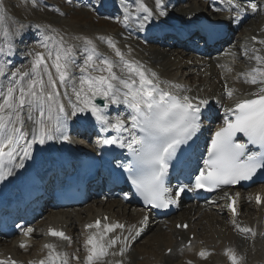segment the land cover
<instances>
[{"label":"snow or ice","instance_id":"obj_1","mask_svg":"<svg viewBox=\"0 0 264 264\" xmlns=\"http://www.w3.org/2000/svg\"><path fill=\"white\" fill-rule=\"evenodd\" d=\"M215 3L213 0V10L220 12ZM219 3L229 12V24L239 25L248 14L264 13V0ZM154 5L155 10L145 0H121L122 19H116L127 27L130 18L136 17L140 30H144L154 19L168 15L165 0H154ZM22 6L26 11L39 9L40 0H24ZM53 11L66 15L59 8ZM95 39L106 43L114 55L100 52L94 38L67 33L51 23L15 18L0 0V181L13 176L14 168L25 167L33 144L68 141L67 122L80 114L90 115L100 133H115L101 137L96 144L127 150L131 159L117 166L127 173L149 210L177 205L185 192L240 185L264 172V35H253L241 46L240 55L249 67L236 79L255 86L254 92L246 94L251 98H237L227 107L221 105L223 122L211 135L203 167L191 183H178L175 189L166 183L169 170L182 146L200 133L210 99L190 95L191 89L185 85L162 79L157 71L132 57L130 48L127 53L122 51L113 37L100 35ZM234 48L230 45L222 55L235 59ZM18 59L23 62L17 65ZM224 88L229 100L239 91L227 82ZM113 108L114 115L110 114ZM240 197L239 192H224L230 222L241 236L254 238L257 232L238 222ZM124 198L128 199L127 193ZM247 199L264 204V192L250 194ZM148 222V215L138 221L139 227L107 216L97 218L84 225L89 231L83 258L58 251L56 244L48 243L44 245L47 255L29 264H71L72 260L80 264H125L130 242L145 231ZM176 227L188 229L189 225ZM22 231L30 236L35 230L27 227ZM47 235L72 242L69 235L54 227L48 228ZM197 254L206 257L209 252L201 249ZM225 254L230 264H243L245 259L232 247L226 248ZM116 256L120 259L113 262L111 258ZM0 264L21 262L6 257Z\"/></svg>","mask_w":264,"mask_h":264},{"label":"bare ground","instance_id":"obj_2","mask_svg":"<svg viewBox=\"0 0 264 264\" xmlns=\"http://www.w3.org/2000/svg\"><path fill=\"white\" fill-rule=\"evenodd\" d=\"M175 2H182V0L181 1L180 0H165L167 7H174ZM145 3H147L146 0H145ZM198 3L199 5H203V3L201 2H198ZM102 4L103 5L104 4L113 5L114 9L112 10L122 9L120 8L121 0H105L104 3ZM189 5L191 6L188 9L181 8L180 9L181 11H178V9L176 11H173L175 12V14H171V11L169 10L168 12V9H167L168 15L166 16V18L161 17L160 20L154 19L152 22H150L149 24L145 26L144 30H140L138 26V23H139L138 20L136 19V17H132L130 18L131 23L128 24L127 27L124 25L125 29H124L123 36L130 37L131 39L137 38V42L138 41L140 42V39H144L148 42L154 43L156 40L154 39L155 37L153 36H156V39H157V37H159L160 34H163L164 36L170 39L169 44L163 43L165 44V46L167 45L171 46L172 44H173L172 46L178 45L177 43H181V41H179L176 37L177 32L179 30L175 29L172 26L173 24H176L177 22L183 24L182 22H185V24H187L188 30L195 29V28L200 27L199 21L202 18L207 19L209 15V12L207 13L204 12L202 7L197 6L196 4H189ZM115 6H118L119 8ZM148 6L155 10V5L148 4ZM199 9H201V11ZM132 10L134 11V8ZM260 14L261 15H259L258 13L253 14L252 15L253 18L251 17L252 21L249 20L250 21L249 22L248 20H245L242 23V25L244 26L246 24L248 25L247 22L249 23L253 22L250 25H248L249 28H248L247 33L245 32L244 34L240 35V37H238V41H237L238 43L236 42L234 43L230 41L227 43L225 48L216 49L214 47L212 48V55L208 57L210 59L203 58L202 61H201V58L198 59L199 55H196V53H192L194 51L189 46L183 47L182 50L177 49V51H175L174 57L172 53H169L164 50L163 52L161 51V53H157L155 50H151V49L145 50L144 52H142L141 48L138 47L137 43L136 42L134 43L130 40H129L130 43L128 44V46L130 47L131 50L136 51L137 54L141 56V58H144L142 59L143 63L148 62L147 66H153L156 69V71L160 74L162 79H166L170 81H174L173 79L178 76V72L182 71L186 67V65H189V62L190 64H196L194 66H198V65L202 66L201 62L203 63L205 61L206 63L205 66L207 67L205 69L207 70L208 73H210V77H221L222 73L220 72V70L223 69V72L225 71L224 75H226V77H222L223 79L221 78L218 84L212 90L207 91V88H205L204 92H202L204 88L203 86L195 87L193 89L190 87H187L191 89V92L194 95L209 98L210 102H212V105H214V103L216 102L220 103L221 101L220 99L217 100L215 97L217 96L224 97V95H226L225 88H224L225 82L228 83L229 87H234L236 89H237L236 86L239 85L238 86L239 91L234 96L242 94L246 91H249L255 88V86H250L244 83L243 79H236V76L238 73L246 71L247 68L249 67L247 60L242 55H240V53L242 52L241 46L247 44L249 38L253 35H257V36L264 35V32L261 31L262 29H264V13H260ZM168 17L170 19H167ZM225 19L227 20V18ZM154 24H159L160 26L159 30L151 29V26H153ZM242 25L240 26V29L242 28ZM128 28H130V30H128ZM114 34L118 36L120 35L119 33H114ZM127 43H128V40H127ZM230 45L235 46V48L233 49V51L237 53V57L235 59L231 56L222 55L224 50L228 49ZM188 51H190V53ZM191 54H193V57L197 56L198 57L197 60H194L193 57H190ZM189 57L194 61H189L190 60ZM220 65H224L225 67L222 68L220 67ZM228 68H231L233 70L232 73L227 70ZM187 78H188V75H187ZM229 78H232V81H229ZM174 82H178V81H174ZM223 101L224 102H222L221 105L228 103V100L227 101L223 100ZM222 108L223 107L220 106V109ZM212 110L215 112L214 106ZM76 117H80L83 120L84 124H87L86 117L91 118V116L88 114H82V115L80 114ZM76 117H71V119L76 120ZM75 129L76 130L80 129V127L76 125ZM70 141L71 143H73L72 140H69V142ZM63 145L64 144H61L59 140H53V141L47 142V146L45 150H42L40 145H39V150H38L35 144H33L31 148V158L25 161L24 168H14L13 169V176H11V178L16 175L18 176L10 180L8 179L5 180L7 185H11V187H13V184L18 183L21 179H23L24 174L26 172L29 174V176H32V173H36L37 171H39L43 173V176H45L44 173L54 167L53 162L55 158L59 156L60 153L64 152L65 150L66 151H71V150L76 151L77 149H81V147H79L80 145L78 144H75V145L70 144L69 146L67 145L68 148H64ZM46 184L48 183H45V185ZM226 192L233 193V194L236 192H239L241 194L240 202H239V217L240 216L246 217L245 222L243 221L244 223L241 222V224L244 226H249L257 232V235L254 238L253 237L245 238L241 236L236 230H234L229 218H228L229 221L228 222L226 221V223L228 224H226V226L224 225V227H226L225 228L226 230L224 229L219 230L220 229L219 227H217L218 229L214 227L215 225L220 226V223L223 222L222 218L221 217L219 218L217 214L219 211L223 210L221 211L223 214L229 213L230 215L229 217L231 218L230 210H228L225 207L226 199L223 198L224 193H218V195H211L203 201H190L186 205H184L183 203L181 212H178V214L176 215L177 218L174 221L167 218V219H163L162 221H158L156 223H154L151 220L152 218H150L151 217L150 212L144 211L143 209L139 207L128 206L125 203H123V201L121 200L115 199L111 201L113 197H111L110 200L109 199L104 200V195H103L102 197H98L96 200L94 199V201H91L89 203V208L86 209L87 211H86L85 216L84 215L82 216V214H85L84 213L85 210L82 211L85 207L81 210L80 208H78L77 210L64 209L59 212L51 209L49 211L50 219L49 220L45 219L40 224L37 225V229L34 235L40 236L41 240H40L39 245L37 244V246H35V244H31L34 240V238H32L30 239L31 240L30 244H28L25 248H21L20 242H19L20 237L16 236V241H13L11 243H5V242L0 243V257L6 258L8 257L9 253H12L13 257H16L18 261L21 262V264H29L30 261L38 262L41 258L47 255L48 249H46L44 245L46 242H49V243L56 244L58 251L75 253V255L78 257H79L78 248H80V250H82V252H80L81 253L80 257L83 258L86 255V251L83 246L84 240L86 239L87 233L89 231L88 229L84 228V225L94 222V220L97 217L108 216L112 221H119V222L124 223L125 225H136L138 227L139 226L138 221L142 219L144 215H148L149 216L148 225L145 231L138 238L141 239L142 236H145L152 229H155L157 225L160 226V227L158 226L159 227L158 230L156 229V232L154 233L153 238L156 239V242L161 241V244L159 243L160 244L159 246H161L162 244L165 245L164 250L168 248L172 249L171 255H167L166 251L165 253H163L162 255L163 264H182V262H184L183 259L185 257L188 258L190 256L193 257V255H195V252L197 251V245L201 242L203 243V245H206V246L208 244L211 245L213 243H216V245L221 251L225 250L228 247H232V248H235L239 253L243 252L247 254V256L249 257L250 255L252 256L254 255V258L255 256H257L260 259H264V235H261V234H264L263 232L264 231V204L257 205L254 199L251 201V204H250V202L247 199V197L250 194L254 196L255 193L257 192H264V185H255L251 189H248L247 191H244V192H241L240 189H232ZM211 201H216V202L211 203ZM246 203L250 205H247ZM245 204L247 205L248 209L254 207V211L253 209H250L252 210V212H250V210L248 211V209L246 210L244 208ZM86 207H88V205ZM184 208H185V213L182 212ZM215 209H218V210L216 211ZM188 211H189V214H188ZM247 211L250 213H247ZM198 212L204 215V217L206 218L205 219V222H206L205 231H206V234L207 233L208 234L207 236H205V238H202L203 237L202 235L200 237L198 236L199 234L197 235L198 228L196 227L195 219H197L198 217ZM56 213L63 214L67 218L61 219V220L51 218ZM80 213L82 216L81 218L79 217ZM252 214H256L257 215L256 218H254ZM184 222H188L189 224L188 229L176 227L177 224H181ZM223 223H225V221ZM48 224H54L55 226H60V225L64 226L65 229H67L68 233L71 234L72 236L73 241L71 242V244H69L67 241H59L53 238H48L46 236ZM198 224L200 225V223ZM164 227L167 229H164ZM76 229H78V232L76 233V236H75ZM79 232H81L82 236ZM191 233H194L195 236L192 239V244L187 246L186 242L190 239ZM79 237L82 239V241L79 240ZM140 239H138L136 243L132 246H136V244L138 243ZM134 241H131L130 243H133ZM75 242L77 243L79 242V243L77 244ZM145 246H146V249L147 248L149 249L148 245H145ZM32 248L34 250H32L31 252L30 250ZM219 249H216V250H219ZM141 250L142 249L140 248L137 250V252L139 253V257H142L141 258V262H142L147 256L143 257L144 255L142 254L145 253V251H141ZM27 251L31 252L29 257L22 256V253L27 252ZM153 251L157 252V250H153ZM113 258L111 259L113 260ZM115 260H113V262ZM251 260L252 259H250V261ZM78 264H80L79 261H78Z\"/></svg>","mask_w":264,"mask_h":264},{"label":"rangeland","instance_id":"obj_3","mask_svg":"<svg viewBox=\"0 0 264 264\" xmlns=\"http://www.w3.org/2000/svg\"><path fill=\"white\" fill-rule=\"evenodd\" d=\"M89 1H91V0H89ZM104 1L105 0H102L101 3H104ZM153 1L154 0H146V2L150 5H154ZM97 2H99V0H92L93 4L84 3V0H40V8L39 9H30V10L26 11L25 8L22 6L24 4V0H3V3H5L7 5V11L9 13V15H12L15 18H18V19L24 20V21L51 23L52 25L58 27L59 29L65 31L67 33H71L73 35H84V36L94 38V42L97 44L98 50L102 53L109 55V56L114 55L112 50L107 46L106 43H102L99 39H95L96 37H99L100 35H107V36L113 37L115 39V41L117 42L118 47H120L122 49V51H124L126 53L128 52V49L130 48L128 46L130 41H132L134 43L136 42L138 47L141 48L142 52H144L145 50L151 49V50H155L157 53H161V51L163 52V50H164V51H167L169 53H172L173 57H174L175 51H177V49L182 50V48H180V47H178V48L175 47V49L171 48V47H173L172 45L171 46L169 45V47H166L165 44H163V46H160L161 42L160 43L155 42V44H154V43L148 42L144 39H140V42L139 41L137 42V38H133L134 39L133 40L130 37H124L123 36L124 35L123 29H125L124 24L116 19V17H121V13L123 14V12H121L122 9H120L121 11L115 12V14H105L101 11L100 12L98 11L97 8H99V7L95 6V4H97ZM189 4H196L197 6H204L205 5V4L199 5L197 0H190V1L189 0H187V1L182 0V2H175L174 7H167V9H168V12H169V10L171 11V14H175V12H173V11H176L177 9H178V11H181L180 10L181 8L182 9L190 8L191 5H189ZM45 5H47V7ZM175 7H177V8H175ZM53 8H59L60 11L66 13V15H60L58 12L53 11ZM173 8H175V9H173ZM202 9L204 10V12H206L205 7H202ZM199 10L201 11V9H199ZM208 12H210V11H208ZM258 14L261 15L260 13H258ZM169 17L167 19H170ZM162 18H164V17H162ZM165 18H166V16H165ZM160 19H161V17L158 18V20H160ZM251 23H253V22H251ZM251 23H248V25H250ZM248 25L246 24V25L242 26V28L239 30V32H236L234 34V36H233L234 43L237 41L238 36L240 37V35L244 34L245 32L247 33L248 28H249ZM128 30H130V28H128ZM114 33H119L120 35L118 36V35H115ZM29 39H31V38H29ZM190 39H192V37ZM127 40H128V43H127ZM143 42H146V44ZM236 43H238V42H236ZM192 44H193L192 49H197L199 47V44H197L196 42H193ZM188 52L190 53V51H188ZM131 56L134 57L135 59L141 61V62H142V59H144V58H141V56H139L137 54V52L134 50H131ZM136 56H137V58H136ZM199 56L200 57L199 58L197 57V58L198 59L201 58V61H202V59L208 55H206L205 53H202ZM173 57H172V59H173ZM190 57H193V56L191 55ZM193 58H194V60H197L196 57H193ZM194 60H192L190 58L189 61H194ZM22 62H23L22 60L18 59L16 61V64L18 65ZM147 63H145V64L148 65ZM194 65H196V64H190V62H189V65H186V67L182 71H179L178 76L175 77L173 80L181 82L182 84H185L186 87H190L192 89L195 87L203 86L204 88H203L202 92H204L205 88H207V91L212 90L218 84L219 80L222 77H226V75H224L225 71L223 72V69L220 70V72L222 73L221 77H210V73H208L207 70L205 69V68H207L205 66L206 65L205 61L203 63L201 62L202 66L198 65L199 66L198 67V66H194ZM232 71H231V73H232ZM187 75H188V78H187ZM229 81H232V78H229ZM238 86L239 85L236 86L237 89H238ZM224 96H226V95H224ZM217 97L219 99L223 98L221 96H217ZM223 100L227 101L226 98H223ZM219 106H221V105H219ZM80 139L83 140L82 137H80ZM75 142L81 143V141H76V140H75ZM75 144H78V143H75ZM113 200H115V199L112 198L111 201H113ZM186 204H188V203H184V205H186ZM250 204H251V202H250ZM250 204H247V205H250ZM87 205H88V207H86ZM126 205L131 206L130 204H126ZM245 205H244V208L247 210L248 207H247V205L246 206ZM84 207L82 206L80 208V210L84 208L82 211L85 210V212H84L85 214H82V216L86 215V211H87L86 209L89 208V203L86 204ZM250 209H253V211H254V207L249 208L248 211ZM215 210L217 211L218 209H215ZM221 211H223V210H221ZM221 211H219L217 214H218L219 218L220 217L222 218L223 222L225 221V223H223V222L220 223L221 227L219 225H217V226L215 225L214 227L215 228L219 227L220 228L219 230H221V229L226 230L225 229L226 227H224V225L226 226V224H228V223H226V221L227 222L229 221L230 215H229V213L223 214ZM248 211H247V213L252 212V210H250V212H248ZM182 212L185 213V208ZM188 214H189V211H188ZM79 215H80L79 217L81 218L82 217L81 213ZM252 216L254 218H256L257 215L252 214ZM176 218H177L176 216H173V218L170 217L168 219L174 221ZM245 218H246L245 216H240V217L238 216L237 219L239 220L238 222L241 223L243 221L245 222V220H246ZM47 219L48 220L50 219L49 215H48ZM197 219H195L196 227L198 228L197 229V232H198L197 235L199 234L198 235L199 237L202 235L203 236L202 238H205V236H207V234H208V233L206 234V231H205L206 230V227H205V225H206L205 219L206 218L204 217V215H202L201 213L198 212ZM151 220L155 221L154 223H156V221H157L154 219H151ZM197 222L200 223V225ZM158 226L159 225H157V227H155V229H152L150 232H148L145 236H142L141 239L137 238L133 243H131V246H132L136 243V241L138 239H140L138 241V243L136 244V246H132L130 248V250L127 252V254L125 256V264H135L136 262H137L136 264H163L162 255H163V253H165V251L167 249L164 250L165 245L162 244L161 246H159L161 244V241L156 242V239L153 238L154 233L156 232V229L158 230L160 227V226L159 227ZM202 227H204L205 229ZM164 229H167V228L164 227ZM200 231H202V232H200ZM77 232H78V229L75 230V236H76ZM79 233L81 234V232H79ZM202 233L205 235H203ZM81 236H82V234H81ZM36 237H39V239H40V236H35V238ZM79 240L82 241V239L80 237H79ZM15 241H16V239H15ZM36 242H38V241L36 240ZM75 243H77V242H75ZM145 245H148L149 249L148 248L146 249ZM211 245H212V247H211ZM211 245L208 244L206 246V245H203L202 242L199 243L197 245V251L195 252V255H193V257L192 256H190L188 258L185 257L183 259L184 262H182V264H187V261H189V260L192 261V264H230V262L227 258V255L225 254V250L221 251L218 248V246L216 245V243H213ZM35 246H37V245H35ZM140 248L142 249L141 251H145V253L142 254V255H144L143 257L147 256L142 262H141L142 257H139V253L137 252V250ZM201 249H207L209 254L206 257H200L197 253ZM216 249H219V250H216ZM32 250H34V249L32 248ZM151 250H152V252H151ZM153 250H157V252H154ZM31 252L30 251L23 252L22 256H26V257L28 256L29 257ZM80 252H82V250H80V248H78L79 257L81 255ZM166 253H167V255L172 254V252H170V253L166 252ZM240 254L245 256L243 264H264V259H260L257 256H255V258L257 257L256 258L257 260H256L254 258V255L253 256L250 255V257H249V256H247V254H245L243 252ZM116 257H114L113 260L120 259L119 256H116ZM135 258H136V260H135ZM250 259H252V260L250 261ZM71 263L72 264H78V261L72 260Z\"/></svg>","mask_w":264,"mask_h":264},{"label":"water","instance_id":"obj_4","mask_svg":"<svg viewBox=\"0 0 264 264\" xmlns=\"http://www.w3.org/2000/svg\"><path fill=\"white\" fill-rule=\"evenodd\" d=\"M97 102H100L99 100Z\"/></svg>","mask_w":264,"mask_h":264}]
</instances>
